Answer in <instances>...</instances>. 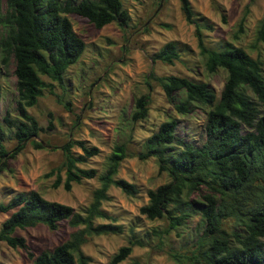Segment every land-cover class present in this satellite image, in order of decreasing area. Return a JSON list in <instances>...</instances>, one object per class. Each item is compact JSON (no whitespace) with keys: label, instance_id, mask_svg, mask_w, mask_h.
<instances>
[{"label":"trees","instance_id":"trees-1","mask_svg":"<svg viewBox=\"0 0 264 264\" xmlns=\"http://www.w3.org/2000/svg\"><path fill=\"white\" fill-rule=\"evenodd\" d=\"M179 3L185 22L194 26L206 72L222 69L225 81L216 98L205 83L186 77L149 74L177 113H189L192 104L204 105L208 110L199 146L175 137L174 119L161 122L145 138L142 151L134 156L139 160L155 158L158 172H165L169 181L147 190V203L138 208V213L148 220L167 219L168 229L197 215L201 230L194 242L193 259H200L202 264H264L263 64L230 42H222L217 49L207 48L201 29L211 27L194 21L187 0ZM63 14L83 18L97 30L111 22L124 27L129 20L120 0H4V9L0 11V68H5L9 59L13 63L16 117L4 114L1 121L13 129L16 146L8 154L2 146L0 128V158L13 156L27 140L34 149L44 148L41 141L35 140L42 128L26 109L36 104L44 89L54 95L52 84L42 78L62 86L64 72L84 49L82 40ZM243 21L241 18L237 24L238 33L242 31ZM263 41L264 13L256 29L255 43ZM150 59L173 64L178 59L175 43H165ZM178 94H183L182 101L178 100ZM148 101V94L134 100L127 118L130 123L146 117ZM50 124L48 121L47 129L51 128ZM73 147L80 154L73 153ZM57 148L62 161L48 173L55 174L52 186L61 184L63 190L69 191L73 183L96 178L99 186L93 190L90 203L80 212H74L71 207L46 200L33 190L16 193L8 202L0 203V213H9L0 224V242L10 248L24 249V239L14 235L15 230L36 226L54 230L59 222L66 221L70 227L80 228L50 251H42L35 257L28 253L31 264H89L90 258L81 251L88 237L122 233L121 225L115 224L101 209V202L108 199V188L115 187L125 196L137 193L133 184L115 178L120 162L129 155L124 144H115L106 158L104 171L97 175L93 168L77 166L97 155L95 146L87 147L84 141L68 137ZM192 194L197 199L192 200ZM97 219H108L110 223H96ZM225 224L231 233L224 229ZM135 244L129 240L112 256L110 263L124 260Z\"/></svg>","mask_w":264,"mask_h":264},{"label":"rangeland","instance_id":"rangeland-1","mask_svg":"<svg viewBox=\"0 0 264 264\" xmlns=\"http://www.w3.org/2000/svg\"><path fill=\"white\" fill-rule=\"evenodd\" d=\"M120 1L129 18L124 27L111 22L97 30L83 18L63 14L72 31L82 40L84 49L64 72L62 86L42 78L52 84L54 95L44 89L36 104L26 109L42 128L35 140L41 141L44 148L34 149L27 140L13 156L8 155L16 141L13 129L7 128L1 119L4 114L16 117L15 78L10 59L5 68H0V128L2 146L8 152L0 158V203L8 202L16 193L33 190L46 200L80 212L90 203L99 182L96 178L83 179L73 183L69 191L63 190L61 184L53 187L55 174L49 176L48 173L62 161V153L57 147L68 137L84 141L87 147L95 146L97 155L77 166L93 168L99 175L104 171L113 146L122 143L129 156L120 162L115 178L133 184L137 193L132 197L125 196L115 187L108 188V199L101 202V209L114 219L115 224L121 225L122 233L88 237L81 251L90 258L89 264H111L112 256L129 240L136 244L117 264H202L200 259H193L194 242L201 230L197 215L168 229L167 219L148 220L138 213V208L147 203V190L167 183L169 177L165 172H158L155 158L139 160L134 155L142 151L145 138L167 119L176 120L177 139L195 146L203 141L208 108L192 104L189 113H177L149 74L186 77L205 83L217 98L225 81V72L222 69L206 72L197 48L194 26L185 22L179 0ZM187 1L194 21L211 27L210 30L201 29L207 48L217 49L222 42H230L250 57L259 58L264 74V41L255 43L256 29L264 13V0ZM3 9L4 0H0V11ZM241 18L244 21L242 31L238 33L237 24ZM167 42L175 43L178 59L171 65L151 62V56ZM142 94L149 97L147 115L139 122L130 123L127 118L133 102ZM177 98L182 101L184 96L178 94ZM48 121L50 129H47ZM71 151L80 154L76 147ZM59 175L62 181L63 172ZM191 199H197V196L192 194ZM8 215L0 213V224ZM95 222L110 223V220L97 219ZM224 227L230 232L228 224ZM79 228L61 221L54 230L44 226L15 230L14 235L24 239L25 248H10L0 242V264H31L28 253L35 257L42 251H50Z\"/></svg>","mask_w":264,"mask_h":264}]
</instances>
